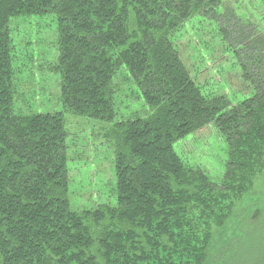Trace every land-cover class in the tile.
Wrapping results in <instances>:
<instances>
[{
	"label": "trees",
	"instance_id": "obj_1",
	"mask_svg": "<svg viewBox=\"0 0 264 264\" xmlns=\"http://www.w3.org/2000/svg\"><path fill=\"white\" fill-rule=\"evenodd\" d=\"M43 14L56 21L61 109L22 112L12 23ZM184 33L208 60L220 43L248 93L199 82ZM118 77L142 98L120 118ZM69 115L104 125L114 201L71 207ZM208 124L228 147L217 181L174 149ZM260 177L264 0H0V264H264V204L239 211Z\"/></svg>",
	"mask_w": 264,
	"mask_h": 264
},
{
	"label": "rangeland",
	"instance_id": "obj_2",
	"mask_svg": "<svg viewBox=\"0 0 264 264\" xmlns=\"http://www.w3.org/2000/svg\"><path fill=\"white\" fill-rule=\"evenodd\" d=\"M12 28L14 80L18 91L14 107L22 112L61 109L58 101L59 75L50 69L57 55L54 16L22 17L12 23ZM202 39L205 41L208 37L203 36ZM177 43L184 64L210 90L226 95L235 94L234 99L248 93L249 89L240 78L241 72L229 67L230 60L221 50L220 43L213 45V56L209 60L207 47L199 41V36L184 33ZM123 81L121 77L116 79L119 89L115 104L117 118L129 116L142 100L134 88L130 90V82L124 84ZM66 124L71 207L92 208L97 203L114 201V155L110 142L103 137L104 125L71 115L67 117ZM174 149L187 163L200 167L210 179L217 181L223 176L228 147L213 124L187 134L174 144ZM249 196L252 200L246 201L248 203L239 211H249L252 218L256 211L254 201L264 204V177L258 178Z\"/></svg>",
	"mask_w": 264,
	"mask_h": 264
}]
</instances>
